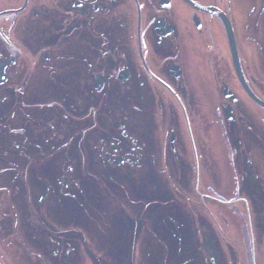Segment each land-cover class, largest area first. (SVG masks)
Segmentation results:
<instances>
[{"label":"flooded vegetation","instance_id":"flooded-vegetation-1","mask_svg":"<svg viewBox=\"0 0 264 264\" xmlns=\"http://www.w3.org/2000/svg\"><path fill=\"white\" fill-rule=\"evenodd\" d=\"M233 47L241 75L264 100V0H0V194L28 191L37 222L39 209L53 218V206L67 198L82 214L86 176L97 177L98 187L114 178L145 180L115 188L126 199L116 203L126 222L140 224L135 235L143 242L153 233L166 241V254H176L168 246L184 235L169 224L197 211L194 198L181 200L189 145L200 144L203 158L218 151L214 106L197 96L217 97L231 122L239 107L245 112L239 93L253 100ZM200 103L210 118L199 117L194 135L185 115ZM260 120L241 116L235 129L220 126L245 162V184L258 178L246 153L254 158L253 143L264 138ZM152 173L164 184L153 183ZM5 200L0 195V240L7 239ZM41 244L53 257L62 247L51 246L55 239ZM208 251L216 264L213 243Z\"/></svg>","mask_w":264,"mask_h":264},{"label":"rangeland","instance_id":"rangeland-1","mask_svg":"<svg viewBox=\"0 0 264 264\" xmlns=\"http://www.w3.org/2000/svg\"><path fill=\"white\" fill-rule=\"evenodd\" d=\"M209 97L197 96V99L201 102L209 99L210 105L214 106L212 126L214 146L216 149L218 147V151L203 158L201 150L197 148L201 147L200 144L189 145L193 155L190 158V170L182 178L184 197L181 200L190 203L194 198L197 211L192 213L193 216L188 211L189 218L182 219L177 227L176 224H169L178 235H184L182 241L175 240L172 246H168L171 250L175 248L176 254H166V241L161 245L153 233L150 242H143L139 235H135V231L140 232V224L137 226L131 220L126 222L116 203H124L126 199L119 197L114 192L115 188L123 184L129 189L133 183L143 186L145 180L139 183L129 182L127 177L114 178L115 181L103 180L98 187L97 177L91 175L85 177L86 184L83 182L85 188L82 192L87 202L83 208L84 214L75 213L69 203L70 198H67V203L60 204L62 208L53 206V218L39 209L37 216L41 220L36 222V215H31L28 191L0 194L2 199L6 198L3 211L6 216L7 239L0 240L1 253L5 252L4 264H212L208 251L212 243L216 247V254L220 253L216 264H264V138L259 143H253L254 158L249 156V152L246 153L249 160L255 161L258 178L252 179L253 183L245 184V162L238 156L235 158V145L231 140L227 141L226 132L223 131L229 124H233L231 129H235L241 124L238 123L241 116H258L261 117L260 125L264 135V108L256 105L247 95L239 93V103L243 104L245 112L239 107L237 121L228 122L222 110L217 108L218 98ZM199 117L204 121L209 120L206 104L200 103L195 112L189 110L185 115V119L192 122L194 135L195 126L200 122ZM231 137L234 141L235 137ZM242 150L245 151L243 144ZM150 180L158 185L164 184L162 177L155 173L150 175ZM65 205L74 213L64 210ZM181 214H185L184 210ZM74 219L82 222L73 223ZM129 219H132V215ZM32 222L36 223L35 229H32ZM150 228L152 232L159 230L158 224L154 223L150 224ZM207 232L212 242L207 243ZM54 239L55 244L51 246L62 247L53 257L41 243ZM180 243L181 247L178 245ZM64 246H69L71 250L65 252Z\"/></svg>","mask_w":264,"mask_h":264},{"label":"water","instance_id":"water-1","mask_svg":"<svg viewBox=\"0 0 264 264\" xmlns=\"http://www.w3.org/2000/svg\"><path fill=\"white\" fill-rule=\"evenodd\" d=\"M233 49H234V53H235V48L233 47ZM234 57H235V59H234V60H235V64H236V66H237V69H238V72H239V75H240V79H241V82H242L244 88L247 90V92H248V94L250 95V97H251L256 103H258L259 105H261L262 107H264V101H262L260 98H258V97L252 92V90L249 88V86L247 85L246 81L244 80L243 76L241 75V71H240V69H239V67H238V59H237V55H236V53H235ZM227 96L230 97V98H232V99L235 98V97H233L231 94H227ZM226 116H227V119H228V120H233L231 109H229V110L226 111Z\"/></svg>","mask_w":264,"mask_h":264}]
</instances>
